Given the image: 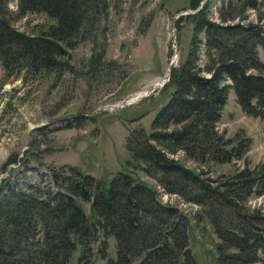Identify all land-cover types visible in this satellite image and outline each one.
I'll return each instance as SVG.
<instances>
[{"label":"trees","instance_id":"obj_1","mask_svg":"<svg viewBox=\"0 0 264 264\" xmlns=\"http://www.w3.org/2000/svg\"><path fill=\"white\" fill-rule=\"evenodd\" d=\"M214 1L203 0L196 9L201 0H188L193 10L176 19L177 28L189 20L192 34L186 55L170 66L173 90L151 128H132L125 145L134 164L165 190L201 205L219 238L217 264H264V211L247 203L264 191V164L245 163L215 181L170 156L181 150L185 158L212 163L243 157L250 138L226 137L216 127L230 87L243 111L264 119V61L258 54L264 48V0ZM6 2L0 0L1 67L33 72L59 71L66 49L89 32L102 7L100 0H17L13 13ZM29 11H43L53 22L36 34L14 28L7 15ZM50 168L55 186L0 185V264H67L78 244V264H85L99 234L100 264H195L186 215L162 203L156 189L127 168L109 182L75 165ZM82 201L90 203L89 211ZM110 235L115 255L108 253Z\"/></svg>","mask_w":264,"mask_h":264},{"label":"rangeland","instance_id":"obj_2","mask_svg":"<svg viewBox=\"0 0 264 264\" xmlns=\"http://www.w3.org/2000/svg\"><path fill=\"white\" fill-rule=\"evenodd\" d=\"M100 2L101 11L94 16L89 32L66 49L59 71L33 72L19 66L3 69L0 64V185L9 182L27 187L48 181L55 186L50 167L64 164L106 182L127 168L134 178L155 188L162 203L177 206L186 215L188 247L195 264H217L219 238L201 205L165 190L134 164L125 145L132 128H151L152 119L172 92L169 77L165 81L164 77L186 55L192 34L189 20L178 28L175 21L193 9L188 0ZM6 5L15 13L17 0H7ZM255 13L249 9L251 18ZM7 16L14 28L33 34L53 22L43 11ZM258 54L264 61L263 47ZM203 59L206 56L201 51ZM216 127L226 137L250 138L243 157L212 163L185 158L181 150L170 156L214 180L227 177L245 163L264 164V119L243 111L231 87ZM256 196H249L248 203ZM81 203L89 211L90 203ZM255 204L264 211V192L262 201ZM102 236L92 243L85 264L104 261L98 252ZM107 240L109 255H115L114 237ZM79 253L78 244L67 264H78Z\"/></svg>","mask_w":264,"mask_h":264},{"label":"built area","instance_id":"obj_3","mask_svg":"<svg viewBox=\"0 0 264 264\" xmlns=\"http://www.w3.org/2000/svg\"><path fill=\"white\" fill-rule=\"evenodd\" d=\"M262 201V193L258 194L256 197H250V205L252 207L256 206L259 207V204H255L256 202Z\"/></svg>","mask_w":264,"mask_h":264},{"label":"water","instance_id":"obj_4","mask_svg":"<svg viewBox=\"0 0 264 264\" xmlns=\"http://www.w3.org/2000/svg\"><path fill=\"white\" fill-rule=\"evenodd\" d=\"M202 2H203V1H202ZM202 2H201V3H202ZM200 6H201V5H200ZM200 6H198L196 9H198ZM196 9H195V10H196ZM186 12H190V11L187 10V11H185V13H186ZM166 77H167V78L169 77V72L167 73ZM166 77H164V79H165Z\"/></svg>","mask_w":264,"mask_h":264},{"label":"bare ground","instance_id":"obj_5","mask_svg":"<svg viewBox=\"0 0 264 264\" xmlns=\"http://www.w3.org/2000/svg\"><path fill=\"white\" fill-rule=\"evenodd\" d=\"M166 79H168V78L166 77V78L164 79V81H165ZM164 81H163V82H164ZM163 82H162V83H163ZM162 83H160L159 85H161ZM157 86H158V85H157ZM262 195H263V194H262Z\"/></svg>","mask_w":264,"mask_h":264}]
</instances>
